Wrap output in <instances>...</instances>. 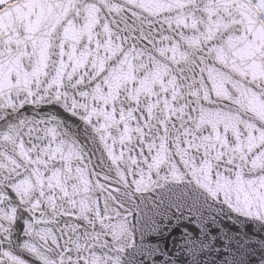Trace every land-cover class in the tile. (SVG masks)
<instances>
[{"label":"snow or ice","instance_id":"snow-or-ice-1","mask_svg":"<svg viewBox=\"0 0 264 264\" xmlns=\"http://www.w3.org/2000/svg\"><path fill=\"white\" fill-rule=\"evenodd\" d=\"M220 202L264 220V0H0V264L198 253Z\"/></svg>","mask_w":264,"mask_h":264},{"label":"clouds","instance_id":"clouds-1","mask_svg":"<svg viewBox=\"0 0 264 264\" xmlns=\"http://www.w3.org/2000/svg\"><path fill=\"white\" fill-rule=\"evenodd\" d=\"M189 191H193L191 185H189ZM214 207L219 211L215 224H210V228L212 229L211 234L215 235L217 239L223 240L221 232L233 235L232 225H237L242 239L259 240L261 243L248 244L247 251L244 253L237 250V246L233 244V250L229 251L227 256L221 257L215 251L219 247L218 244L195 253L186 243L183 232L168 239L167 246L164 239L167 237V233H162V238L158 240L146 238L145 241L158 244L160 257L158 260L136 254L134 250L130 249L127 253H121L124 256L125 264H264V220L240 216L232 212L222 202L215 204ZM114 247L115 242H111L108 251H112ZM32 264H36V262L32 261Z\"/></svg>","mask_w":264,"mask_h":264},{"label":"water","instance_id":"water-1","mask_svg":"<svg viewBox=\"0 0 264 264\" xmlns=\"http://www.w3.org/2000/svg\"><path fill=\"white\" fill-rule=\"evenodd\" d=\"M227 227V225H225ZM232 232H233V235L235 237V239L241 243H244L245 241L249 242L250 244H257V243H261V241L259 240H251V239H247V238H241V236L239 235V228L237 225H232ZM217 244L219 245V255L221 257H224V256H227L228 252L229 251H226L225 248H226V245H225V242L224 240H220V239H217ZM135 255V254H133Z\"/></svg>","mask_w":264,"mask_h":264}]
</instances>
